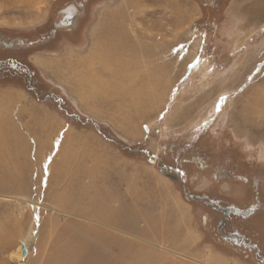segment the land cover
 <instances>
[{
    "label": "rangeland",
    "instance_id": "1",
    "mask_svg": "<svg viewBox=\"0 0 264 264\" xmlns=\"http://www.w3.org/2000/svg\"><path fill=\"white\" fill-rule=\"evenodd\" d=\"M8 57L0 264H264V0H0Z\"/></svg>",
    "mask_w": 264,
    "mask_h": 264
},
{
    "label": "flooded vegetation",
    "instance_id": "2",
    "mask_svg": "<svg viewBox=\"0 0 264 264\" xmlns=\"http://www.w3.org/2000/svg\"><path fill=\"white\" fill-rule=\"evenodd\" d=\"M75 7L73 9V11L71 12H68V14H65L66 13V10H68L69 7ZM87 5H83V3L81 2V4L77 5V4H72L66 8H64L62 10V12H60V15H61V21L58 22L56 25H54L53 27L54 28H57V29H67L68 30V34H72V33H75L76 32V27L78 26V23L81 21L82 17L84 14L87 13ZM88 15V14H87ZM66 30V31H67ZM61 31V30H60ZM52 42V41H51ZM2 48L5 50V49H8L10 50L12 48V45L11 46H8V45H5V46H2ZM0 67L2 69L5 68V71H8V70H14L16 72H19L21 67H22V63L18 61V59H13L12 57H8V58H0ZM0 68V71L2 70ZM213 159V161H216V156H213L211 157ZM181 177H183L181 174H180V180L182 179ZM182 181V180H181ZM258 184V183H257ZM185 188V186H184ZM254 192V190H253ZM253 192L251 191L249 193L250 196L253 195ZM264 196V190L262 193H260ZM192 198V197H190ZM195 200V199H193ZM202 200V198H201ZM200 201V200H199ZM205 201V200H203ZM206 202V201H205ZM240 212V210H239ZM238 215H240L238 213ZM247 216V215H246ZM245 216V217H246Z\"/></svg>",
    "mask_w": 264,
    "mask_h": 264
},
{
    "label": "crops",
    "instance_id": "3",
    "mask_svg": "<svg viewBox=\"0 0 264 264\" xmlns=\"http://www.w3.org/2000/svg\"><path fill=\"white\" fill-rule=\"evenodd\" d=\"M12 96H13V95H10L8 98L11 99V100H13V99L16 98V97L14 98V97H12ZM22 99H23V98H22ZM33 109H34V108H33ZM238 195H239V192H238ZM237 199L240 200V199H242V198H241L240 196H238ZM244 217H245V216H244Z\"/></svg>",
    "mask_w": 264,
    "mask_h": 264
},
{
    "label": "water",
    "instance_id": "4",
    "mask_svg": "<svg viewBox=\"0 0 264 264\" xmlns=\"http://www.w3.org/2000/svg\"><path fill=\"white\" fill-rule=\"evenodd\" d=\"M231 212V211H230ZM22 256L25 257L26 256V250L25 248H23V251H22Z\"/></svg>",
    "mask_w": 264,
    "mask_h": 264
},
{
    "label": "bare ground",
    "instance_id": "5",
    "mask_svg": "<svg viewBox=\"0 0 264 264\" xmlns=\"http://www.w3.org/2000/svg\"><path fill=\"white\" fill-rule=\"evenodd\" d=\"M69 10H70V11H71V10L73 11L72 7L69 8ZM68 12H69V11H68ZM258 97H261V96H258ZM261 98H262V97H261ZM258 99H259V98H258ZM262 99H263V98H262ZM262 99H261V100H262ZM263 100H264V99H263ZM259 101H260V100H259ZM86 257H87V256H86Z\"/></svg>",
    "mask_w": 264,
    "mask_h": 264
},
{
    "label": "snow or ice",
    "instance_id": "6",
    "mask_svg": "<svg viewBox=\"0 0 264 264\" xmlns=\"http://www.w3.org/2000/svg\"><path fill=\"white\" fill-rule=\"evenodd\" d=\"M192 66H193V65H191V64L189 65V67H192ZM222 99H223V98H222Z\"/></svg>",
    "mask_w": 264,
    "mask_h": 264
}]
</instances>
